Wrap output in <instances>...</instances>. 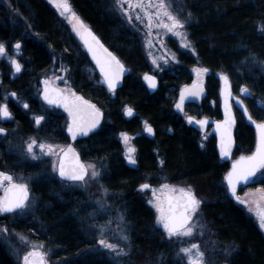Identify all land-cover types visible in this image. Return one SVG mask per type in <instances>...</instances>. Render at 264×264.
Here are the masks:
<instances>
[{"label":"trees","instance_id":"1","mask_svg":"<svg viewBox=\"0 0 264 264\" xmlns=\"http://www.w3.org/2000/svg\"><path fill=\"white\" fill-rule=\"evenodd\" d=\"M2 1L0 21H22V25L15 28V25H0V40L21 42L26 67L23 82L37 83L48 72L52 73L61 61L70 67L75 89L104 109L102 126L80 142L82 155L105 169L103 185L109 198L124 208L134 247L145 253L148 259L164 252L163 261L147 259L145 264H176L172 261L170 249L160 243L164 233L156 227L154 212L144 200L145 191L140 190L146 180L156 184L163 179L185 183L194 189L203 202L201 208L215 241L227 249L228 264H264V233L248 215L246 206L232 199L224 183L230 163L220 160L215 136L202 143L200 133L188 128L173 109L180 84L191 76V66L200 65L211 71L208 93L196 110L191 108V113L220 117L216 93L219 78L216 74H227L235 90L238 84L236 75L251 72L253 80H247L251 96H246L244 101L252 117L264 121V112L257 106L264 102V31L261 30L264 0H181L186 12L191 13L187 29L195 55L181 53L179 67L174 68V73H164L161 85L152 93L140 77V70L146 67L133 37L125 32L127 26L123 19L105 0H70V3L119 55L116 47L132 48L131 55H122L129 73L122 87L115 92L107 89L79 38L47 0ZM209 99L214 100L213 106L208 104ZM127 104L134 105L137 117L128 119L125 116L123 108ZM236 115L235 157L250 153L256 142L254 128L238 108ZM140 117L153 124L156 133L153 138L145 135L140 138L137 164L130 166L124 157L119 135L124 131L141 133ZM42 179L46 177H41L34 187L39 198L35 219L29 215L18 218L13 217L15 214L3 213L0 214V228L16 229L31 236L40 234L41 238L49 236L51 243L58 248L57 258L62 264H116L93 253L84 224H80L82 228L76 224L79 217L74 215L83 212L82 209L79 212L78 207L84 199H76L58 190L54 183L41 182ZM254 185L264 188V178L258 183L241 186L238 193ZM53 186L55 193L50 191L51 188L47 189ZM0 264H19L1 238Z\"/></svg>","mask_w":264,"mask_h":264},{"label":"snow or ice","instance_id":"2","mask_svg":"<svg viewBox=\"0 0 264 264\" xmlns=\"http://www.w3.org/2000/svg\"><path fill=\"white\" fill-rule=\"evenodd\" d=\"M51 3L59 10L61 16L65 17L72 25L73 31L83 41L88 51L92 54V58L99 66L100 72L103 74L104 82L108 85L109 90L115 91L124 71V65L117 59L107 48L100 43L99 38L88 28L83 20L73 10L69 0H50ZM117 6L125 12L129 23L133 20L142 23L147 29L146 37H151L152 29H163L168 33L179 37L184 48L190 47V42L187 40V35L182 29L185 27V21L180 19L178 14H175L171 5L167 0H116ZM189 16L191 13L188 14ZM264 31V25L261 26ZM149 47L154 46L151 39H147ZM19 52L21 48L20 43L14 45ZM194 50V49H193ZM7 49L4 43L0 42V57L5 56ZM151 56V52H149ZM174 58V57H173ZM12 66L16 73L23 69V65L19 60L9 57ZM167 62V60H165ZM153 63L159 68L156 58H153ZM67 71L66 69H63ZM197 76L202 73H207L206 68L195 69ZM59 79V78H57ZM225 82L224 101H225V120L216 122V129L220 132V152L224 157L231 155V148L233 145L232 127L235 124V117L231 112V91L229 79L226 75L222 77ZM144 80L147 81L150 88L157 87V79L154 75L144 74ZM242 93H248L247 87L240 89ZM203 92L202 84L199 81L194 82L191 86H185L181 90L179 102L176 108L180 111L184 110V102L189 97H199ZM13 97L16 93L11 94ZM43 99L54 106L63 107L69 116V123L67 124V132L71 138L75 140L78 136H87L89 132L95 129L102 118L101 111L94 105L86 101L82 96L77 95L74 91L51 87L48 79L44 80ZM7 99V97H5ZM238 103L243 105V100L237 98ZM28 108V104L23 105ZM244 112L248 110L245 107ZM126 114L131 116L133 109L126 107ZM0 118L11 119L12 113L9 111L8 104H0ZM248 119L252 121L258 131V142L255 151L248 156H240L232 164V169L227 173L226 180L228 188L240 203L248 205L249 211H254L259 219L261 228H264V188L255 190V192L245 193L246 199H241L236 195L238 185L242 182L250 181L257 172L264 170V121L256 122L252 116L248 114ZM44 120V116H36L35 123L37 125ZM189 124L195 123L201 129L208 124V118L196 119L188 116ZM145 123V131L154 134L151 125ZM7 130L0 127V134H6ZM121 137L126 146V158L131 164L136 163L135 147L131 146V137L127 133H121ZM39 149V154L37 152ZM25 151L32 159H39L41 156H55L53 161V171L58 172L59 176L67 181L81 182L87 184L90 181H96L101 173L97 165L85 164L80 160V155L74 148L68 146L62 148L57 145L38 141L37 138H29L25 144ZM161 164L164 161H160ZM101 187H103L101 185ZM140 190H150L152 199L148 202L152 204L157 215V224L165 231L169 239L176 238L183 243L184 238H192L196 235V228L203 229L204 225H194L193 219L198 214L202 201L197 197L194 189L188 185L178 187L175 185L162 184L159 189L153 188L149 183L140 185ZM0 213H13L17 210L24 209L28 206L29 201V187L27 183H17L14 177L6 172H0ZM105 194L107 189H104ZM157 192L162 193V196L157 195ZM247 197H251L248 199ZM101 209L104 208L103 203L98 201ZM254 206V207H253ZM119 220L124 221V216L121 213ZM112 221L109 220L108 224ZM100 229L101 239L98 241L100 245L110 251L116 252L117 255H127L125 248L120 247L118 243H110L105 236L107 225H98ZM118 228L121 225H117ZM7 231V229H3ZM203 235V232L200 233ZM119 239L128 241L129 237L124 229H121ZM21 240L25 238L21 237ZM26 242V241H25ZM178 254H183L187 264H207L205 252L201 250L198 243H191L187 247H181ZM23 264H48V252L43 250V245H32L31 250L23 255Z\"/></svg>","mask_w":264,"mask_h":264},{"label":"rangeland","instance_id":"3","mask_svg":"<svg viewBox=\"0 0 264 264\" xmlns=\"http://www.w3.org/2000/svg\"><path fill=\"white\" fill-rule=\"evenodd\" d=\"M47 1L56 9L59 16L70 27V30L72 31V33L78 37V35L73 31L71 23L65 17L60 15L59 10L55 7L53 3L50 2V0H47ZM105 1L106 3H108L109 7L112 10H114L123 19V21L127 25V28L135 32L134 35L139 38V42L136 43L139 45V49L141 51L139 56L141 57L142 61H144V63L147 65V67L150 68L151 73L160 74L163 72V70L167 68L180 65L181 64V60H180L181 53H183V55L185 56L195 55V49L192 44V40L189 37V32L187 29L188 24L191 22V16H189L188 13L186 12L187 10L184 7L181 0H167V2L171 5L172 11L175 14H178L180 19L185 21V27L181 31H183L187 35V40L190 42L189 48H184L182 46L183 42L181 41L179 37L173 35L172 33H168L163 29L153 28L151 37H146V33L148 32V29L142 23L135 21V20H133L132 23H129L125 12L122 11L117 6L116 0H105ZM1 2H3L4 4V1L0 0V3ZM72 8L77 13V15L80 17V19L83 20L84 24H88L83 19V17L74 9L73 6ZM147 39H151L154 46L149 47L147 44ZM16 43L17 41H13L11 42L10 45H7L8 47H7L6 55L3 57H0V60H2V64L8 65L9 67H11L12 70H13V66L10 62L9 57L16 59L17 51L14 47ZM149 52H151L152 54L151 56L149 55ZM153 58H156L157 63L160 65L159 68H157L156 64L153 63ZM165 60H167V62H165ZM22 64H23L22 71L24 72L26 70V67L23 62ZM55 68L52 71V73H48L47 75H44V76H47L51 78L52 80H55V78H57L61 74V72L58 71V68L57 69ZM197 68H205V67L200 66V65L191 66V72H190L191 82L196 79L194 72H196L195 69ZM88 70H92V68L88 67ZM207 70H208L207 73H202V75L208 78V75H211L209 74L211 72L209 69ZM144 72L146 71L145 70L142 71L140 75L141 79H142V75L144 74ZM250 73L251 72L244 73V74L239 73L236 75L238 84L237 86L235 85L236 87L235 90H236V93H238V95H240L241 93L240 89L242 87H247V80H253V77H252L253 74L252 73L250 74ZM216 75H218V73ZM11 76L12 77L16 76V72H14V70L12 71ZM217 79L218 78L216 77L215 80ZM55 82H58V81H55ZM0 83H2L1 71H0ZM60 84L67 88H70L67 81L60 82ZM184 84H187V81L182 82L178 89L180 90ZM219 87L220 85L218 81L217 90H216L217 96H219ZM248 96H251L250 91H248ZM16 99L17 100L21 99L20 96H18V94H17ZM208 101H209L208 104L210 106H213L215 104L214 100L209 99ZM175 103H177V99H174L173 105H175ZM257 106L260 108V110L264 112V102H259ZM126 107H129V106H126ZM126 107H125V111H126ZM188 110L189 109L187 108L186 111ZM202 116L200 115V117ZM144 128H145V125L143 124V130ZM209 133H210V130L205 135H208ZM119 139L122 143L124 157L126 161L129 163L125 155L126 146L123 141V138L121 137V134L119 135ZM28 140L29 138H26V137L15 139L14 137L9 136V139L7 140L8 149L17 155L18 161L24 164V166H22L20 169L16 171H10L6 173L12 175L17 183H27V185L30 188H33L34 190V187H36L37 185L36 182L39 181L41 176L43 175L46 176L47 171L50 172L51 175H54L52 164H53V161L56 160V157L44 155V156H41L39 159H32L30 156L27 155L25 151V144ZM130 144L131 146L134 147V144L132 141H130ZM59 147H63V145H60ZM37 152L39 154L38 149H37ZM48 162H50L49 169H48V164H49ZM33 163H35V165ZM87 164H95L99 168L101 175L96 181H90L86 185L84 184L83 187L80 184H70V185L56 184V185H57V189L62 190L64 193L67 190L69 191L70 189L75 190L76 188L81 189L82 187L84 200L80 201V206L82 203L83 204L81 208L80 206L78 207V210L80 212V210L82 209V211H85V213L81 212L80 214H76L74 216H76L77 218L79 217L78 218L79 223H76L77 225L80 226V224L82 223L84 224L83 228L86 229L87 234L90 236L88 240L91 241L90 249L92 250V252L96 253V255H100L101 257L104 256V258H108L110 261L116 264H145V263H148V260H153V259L156 260V262L163 261L164 252H159L158 255L153 256L154 257L153 259H148L145 253L142 254L143 252H141L136 247H134V244H132V239L130 237V224H129V221L127 220V216L124 211V208L122 207L121 203L115 204L114 201H112V199H108V196H109L108 191L106 194L104 192V189L106 188L102 183V175L105 169H103L101 164L98 162L87 161ZM36 166H39L40 169L35 170L34 168ZM263 178H264V171L260 173L256 179L261 180ZM152 179H157V178L152 177ZM44 180H49V178L43 179L42 181ZM162 181L163 183L155 184V181L153 183L152 180L151 181L146 180L144 183H149L153 188H157V189H159L162 184L175 185L178 187L188 186V184L172 182L167 179H163ZM101 185L103 187H101ZM260 188L262 187L258 185H254L252 187L244 189L239 195L241 198L246 199L245 193H249V192L254 193L255 190L260 189ZM47 189H50L52 193H55L56 188L55 186H53L49 188L47 187ZM143 191H145L144 200L146 204H148V206H150V208H152L154 212L155 225L157 228H159L162 231V227L158 225L156 222L158 213L156 212L155 207L148 202L150 199L153 198L152 193L150 190H143ZM0 195H2V191H0ZM157 195L162 196L163 194L160 192H157ZM198 198L200 199V197ZM247 198L250 199L251 197H247ZM38 199L39 198L34 193L33 198L28 202V206L24 209H21L19 212H17V214L13 215V217L20 218V217H26L27 215H29L33 219H35L34 216L39 207ZM98 201L103 203L104 205L103 209H101ZM201 205H200L198 214L193 219V224L194 225H204L203 229H201L200 227H197L196 235L192 238H184L183 243H181V241L176 238L169 239L165 231H162L164 235L161 238L160 243H163L162 245L164 247L170 249V255L172 256V261L176 264H187L186 259L183 256V254H178V253L181 247H187L191 243H198L200 245L201 250L205 252L207 264H228L227 249L215 241L214 236H213V231L211 229V225L206 220V217L203 214ZM245 209L248 215H250L254 219L256 224L259 226V228L264 233V228L260 227L259 219L256 216L255 212L249 211L248 205L245 207ZM73 213L75 212L73 211ZM121 213L124 216L123 222L119 220V215ZM0 214H3V213H0ZM109 220L112 221L111 224H108ZM118 224L121 225L120 228L117 227ZM98 225H107L104 238H106L108 242L110 243H118L120 247L125 248L128 254L127 255H117L116 252L110 251L109 249L104 248L102 245H100L98 241L102 237H101L100 229ZM5 228L6 227L0 228V238L7 244V246L11 250V253L14 255L15 259L18 261L19 264H23V255L27 251L31 250L32 245H43V250H46L48 252V264H62L61 260L57 258L58 253H59L58 248L54 247V245L51 243L52 241L50 240L51 238L49 236L43 235L45 237H42V238L40 237V234L31 236L27 233H24L22 231L12 229V228L11 229L6 228L7 231L5 232L3 231V229ZM121 229H124L126 231V234L129 237L128 241H123L119 239V236L121 234ZM201 232H203V235L200 234ZM21 237L25 238V240H21Z\"/></svg>","mask_w":264,"mask_h":264},{"label":"flooded vegetation","instance_id":"4","mask_svg":"<svg viewBox=\"0 0 264 264\" xmlns=\"http://www.w3.org/2000/svg\"><path fill=\"white\" fill-rule=\"evenodd\" d=\"M123 24L125 26H127L124 21H123ZM0 25L3 27H9V26L13 27L15 25L14 26V28H15V27H19V25H22V21H19V20H17V21L9 20V21H5V22L0 21ZM125 32L130 34L133 37L132 39L135 42V44L137 42H139V38L134 35L135 32L131 31V29L127 28ZM8 34H11V32L9 30H8ZM0 42L4 43L6 46V49H7V47H8L7 45H10L11 42H13V40L9 41V40L2 39V40H0ZM17 43L21 44L20 41H18ZM136 45L138 47V51L140 54L141 51L139 49V45L138 44H136ZM21 49H22V46H21L19 52L16 50L17 51L16 59L19 60V62L22 64L23 60H22ZM115 49H117L121 55H119L117 53V51H115L113 49H111V50L114 51L119 56V58L122 60V62L125 64V66L129 70V67L123 61L122 55H124V56H125V54H127L128 56L131 55V49L132 48L130 46H126V48L122 47V49H121V48L116 47ZM60 58L62 59V57H60ZM143 63H144V61H143ZM58 64L59 65L57 68H58V71L61 72V74L57 78H59V77L60 78L59 79L55 78V80H53V81L54 82L58 81L55 83H57V85L61 89H64L65 91L71 90V91H74L76 94L80 93L73 86V81H72V78H71L70 73H69L70 67L66 63H63L61 61ZM0 65H1L0 71L2 73V83H0V104L7 103L9 111L12 113L11 119L0 118V127L5 128L7 130L6 134H0V159H1V161H0V172H10V171H16V170L20 169L22 166H24V164H22L20 161H18L17 155L8 149L7 140L9 139V136L14 137L15 139H19V138H23V137H26V138H33L34 137V138H37L38 141L51 143V144H54L57 146L63 145L62 148H65L70 143V137L67 133V124L69 123V116L62 109H59L53 105L46 104L41 100L40 90H39V87H40L39 81L37 83H33V84L24 83L23 82L24 79L22 77H24L25 75L23 76V71L16 73V76L12 77L11 76L12 71L14 70V72H15L14 67L12 70L11 67H9L8 65H3L2 60H0ZM144 67H146V69L143 68L142 70H140V74L142 73V71L145 70L146 72H144V74L150 73V74L155 75L158 79V86H160L162 83L163 74L166 72H168V73L173 72L174 73V68L179 67V65H176L174 67H170L171 69L167 68V69L163 70V72L160 74L151 73L150 68H148L146 64L144 65ZM63 69H66L67 71H64ZM144 74L142 75V81L143 82H144ZM209 74H211V73H209ZM170 75H172V74H170ZM194 75H195L196 79H199V80L203 77L202 79L204 80L205 84L206 85L208 84V78L207 77H204L202 74L198 77L196 72ZM208 77H209V75H208ZM63 81H67L70 88H67V87L61 85L60 82H63ZM188 82L191 83V76L187 80V84H188ZM168 88H171V87H168ZM12 93H16V96L13 97L11 95ZM17 94H18V96H20V98H21L20 100L16 99ZM80 94H82V93H80ZM5 97H7V99H5ZM87 99H89V98H87ZM89 100H91V99H89ZM91 101H93V100H91ZM93 102H95V101H93ZM25 103L28 104V106H29L28 108L23 107V105ZM197 105H199V104H195V103L191 104V102H189L183 106L184 107L183 111H180L174 105H173V109L175 112H177L184 119V122L188 126V128L191 129V127H192L200 133L202 143H204L208 138H210V136L213 135L211 126L209 125L208 129L205 132H201L197 128H195L192 124H189L187 121V117L191 116V115L199 118V116L191 113V107L193 108V110H196ZM126 106H129L133 109V114L131 116L126 114V111H125ZM126 106L123 108V112L125 113V116L128 119H131L133 117H137V115H138L137 109L134 106L129 105V104H127ZM186 107L189 109L188 111H186V109H187ZM219 107H220V105H219ZM104 113H105V111H104ZM36 116H44V120H42L39 125H37L35 123V117ZM213 117L214 118H220V117H216V116H213ZM138 121H139L138 125H140V129L142 130L141 133L131 132V131L122 132V133H127L132 138L131 141L133 142L134 147L136 149V152L134 154L135 159H136L135 164H137V155H138L140 138L143 137L144 135L146 137L153 138L155 136V133H156L155 127L153 126V124H151L145 118L140 117V118H138ZM145 121H147V123L149 125H151V127L153 128L154 134L152 136H149L147 134V131H145V128L143 130V124L145 125V123H144ZM209 130H210V133L208 135H205ZM82 139H85V138H81V139L76 140L74 142V147L77 149V151L80 153L82 158L87 163V161H90V160L85 159L82 155V151H81L82 149H81V144H80ZM35 163H33V164L35 165ZM48 163H49L48 164V169H49L50 162H48ZM128 164L130 166H135V164H130V163H128ZM46 176L43 175L41 177L42 178H45V177L49 178V180H44L47 185H49L51 183L64 184V185L65 184L66 185L80 184V185H82V187L84 185L81 182H69V181L62 180L59 177L58 172H56V171H54V175H51L50 172L47 171ZM42 180H40V181L43 182ZM37 183H38V181L36 182V184ZM158 183H163V181L161 180V181L157 182V184ZM254 183H258V180L255 181ZM82 187H81V189L76 188L75 190H73V189H70V191L67 190V191H65V193L70 194L72 197H76V199H84ZM29 191H30V199H32L35 191L33 190V188H30V187H29ZM33 191H34V193H33ZM2 195H3V192H2ZM108 199H110L109 196H108ZM83 212L85 213V211H83ZM14 214H17V212H15Z\"/></svg>","mask_w":264,"mask_h":264},{"label":"water","instance_id":"5","mask_svg":"<svg viewBox=\"0 0 264 264\" xmlns=\"http://www.w3.org/2000/svg\"><path fill=\"white\" fill-rule=\"evenodd\" d=\"M88 28H90L91 29V31L93 32V33H95V35L99 38V41H100V43L101 44H103V46L105 47V48H107L108 49V51L109 52H111L117 59H119V61L124 65V63L120 60V58L103 42V40L101 39V37L93 30V28L92 27H90V26H87ZM81 40V39H80ZM81 43H82V45H83V47L85 48V50H86V53H87V55H88V57H89V59H90V61L92 62V64L94 65V67L96 68V70L98 71V73L100 74V76L103 78V80H104V77H103V74L100 72V69H99V66L96 64V62H95V60L92 58V54L88 51V49H87V47L84 45V43H83V41L81 40ZM124 68H125V71H124V73H123V75H122V77H121V79H120V81H119V83H118V85H117V87L115 88V90H118L119 88H121L122 87V85H123V83H124V80H125V78H126V76H127V74H128V69H127V67L124 65ZM149 75H151V74H149ZM224 75H226V74H222L221 76H220V82H221V84H220V93H219V96H220V109H221V114H222V117L220 118V119H215V118H208V124H207V126L205 127V128H203V129H201L200 128V126L199 125H197V124H195V123H192V125L195 127V128H197L198 130H200V131H202V132H204L207 128H208V125L210 124V123H212L213 124V132H214V134H215V136H216V149H217V153H218V155H219V157H220V159L221 160H223V161H230L231 159H232V156H233V153H234V150H235V147H236V137H235V131H236V127H237V118H236V113H235V109H234V105H233V101H234V103L237 105V107L242 111V113L244 114V116H245V118H246V120L254 127V129H255V132H256V145H255V148H254V150H253V152L255 151V149H256V146H257V142H258V131H257V128H256V125L252 122V121H250L249 119H248V114H250V112H249V109H248V107L246 106V104H245V102L243 101V105H241L240 103H238V101H237V98H239V100H243L241 97H237V95L234 93V90H233V86H232V83H231V81H230V79H229V77H228V79H229V83H230V91H231V99H230V105H231V112H232V114H233V116L235 117V124H234V126L232 127V129H231V131H232V138H233V145H232V148H231V155L230 156H228V157H224V156H222L221 155V152H220V132L216 129V122L217 121H224L225 120V101H224V91H225V82H224V80L222 79V77L224 76ZM45 79H48L49 81H50V86L51 87H56V88H60L58 85H56V84H54L53 83V81L51 80V79H49V78H47V77H44V78H42V79H40V81H39V83H40V87H39V90H40V98H41V100L44 102V103H46V104H48L44 99H43V95H42V93H43V89H44V80ZM156 79H157V77H156ZM194 82H196V81H194ZM194 82H192L190 85H186V86H191ZM144 83L146 84V86H147V88H148V90L150 91V92H155L156 90H157V88H158V79H157V87L155 88V89H153V88H150L149 87V85H148V83H147V81H145L144 80ZM199 83H201L202 84V87H203V92H202V94L199 96V97H189L188 99H186L185 100V102H184V104L185 103H187V102H195V103H198V102H201L202 100H204L205 99V97H206V95H207V88H206V86H205V83L203 82V81H199ZM105 85L107 86V88H108V85L105 83ZM185 88V86L182 88V89H184ZM61 89V88H60ZM109 89V88H108ZM181 89V90H182ZM181 90H180V93H181ZM111 91V90H110ZM248 93H242V95L243 96H245V95H247ZM77 95H79V96H82L86 101H88L89 103H91V104H94L100 111H101V113L103 114L102 115V118H101V120H100V123H99V125L95 128V129H93L91 132H89V134L87 135V136H78L75 140H73L72 138H71V135L68 133V135H69V137H70V143L65 147V148H67L68 146H71L72 148H74L75 150H76V152H78L77 151V149L74 147V142L76 141V140H78V139H81V138H86V137H88V136H90L92 133H94V132H96L99 128H100V126L102 125V122H103V120H104V111L99 107V106H97V104L95 103V102H93V101H91V100H89V99H87L85 96H83L82 94H80V93H77ZM179 98H180V94H179ZM178 102H179V99H178ZM54 106V105H53ZM55 107H57V108H59V109H62L63 111H65V109L63 108V107H59V106H55ZM247 108V110H248V112L247 113H245L244 112V108ZM66 113H67V111H65ZM68 114V113H67ZM251 115V114H250ZM252 116V115H251ZM193 117V116H192ZM196 118V117H195ZM253 118V117H252ZM196 119H198V118H196ZM201 119H203V118H201ZM253 120L254 121H256V122H258L257 120H255L254 118H253ZM70 122V121H69ZM147 134L149 135V136H152L153 134H150V133H148L147 132ZM253 152H251V153H249V154H246V155H244V156H248V155H251ZM79 153V152H78ZM79 155H80V153H79ZM242 156V155H241ZM240 158V156L238 157V158H236L235 160H233L232 161V163H231V165H230V168H229V170H228V172L229 171H231V169H232V164L236 161V160H238ZM80 160L83 162V163H85V164H87L86 163V161L82 158V156L80 155ZM263 171V170H262ZM227 172V173H228ZM227 173H226V175H225V182H226V185H227V187H228V184H227V180H226V176H227ZM260 172H257L256 173V175L250 180V181H248L247 183H241L240 185H238V187H237V190H236V195L237 196H239L238 195V193H237V191H238V188L240 187V186H242V185H248V184H250V183H252L253 181H254V179L256 178V176L259 174ZM59 175V174H58ZM60 177V176H59ZM61 178V177H60ZM62 179V178H61ZM62 180H64V179H62ZM65 181H67V180H65ZM69 182H71V181H69ZM229 189V188H228ZM229 192H230V194H231V197H232V199L234 200V201H236V202H238V203H240L238 200H236V198H235V196H233V194L231 193V191L229 190ZM29 193H30V191H29ZM29 198H30V195H29ZM241 198V197H240ZM242 199V198H241ZM243 200V199H242ZM240 204H242V203H240ZM245 205V204H244Z\"/></svg>","mask_w":264,"mask_h":264},{"label":"bare ground","instance_id":"6","mask_svg":"<svg viewBox=\"0 0 264 264\" xmlns=\"http://www.w3.org/2000/svg\"><path fill=\"white\" fill-rule=\"evenodd\" d=\"M25 59H26V58H25ZM46 72H47V71H46ZM48 73H49V72H48ZM133 106H134V105H133ZM40 198H41V197H40ZM50 204H51V203H50ZM50 204H49V205H50Z\"/></svg>","mask_w":264,"mask_h":264}]
</instances>
